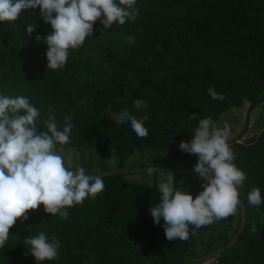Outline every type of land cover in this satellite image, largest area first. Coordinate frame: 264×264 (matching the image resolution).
Here are the masks:
<instances>
[{"label":"trees","instance_id":"1","mask_svg":"<svg viewBox=\"0 0 264 264\" xmlns=\"http://www.w3.org/2000/svg\"><path fill=\"white\" fill-rule=\"evenodd\" d=\"M134 7L136 19L123 25L104 29L97 21L93 35L69 49L57 70L47 69V45L35 40L52 32L39 8L0 23V94L27 97L40 111V130L49 107L61 130L71 115L69 143L57 149L108 151L117 168L145 151L157 154L153 165L160 154L184 161L179 144L191 139L201 119L211 117L216 125L227 111L247 104L251 112L264 103L258 102L264 99V0H136ZM28 24L36 25L31 35ZM209 87L225 99L214 100ZM136 100L146 107L133 108ZM125 108L137 119L148 117L146 138L110 119ZM248 115L246 137L229 145L233 163L246 174L239 188L244 228L210 264H264V124ZM154 174L150 186L128 183L124 175L103 177V191L65 209L66 220L45 213L43 205L30 210L9 230L0 264H37L24 240L40 232L49 240L54 235L60 248L55 260L38 264H188L231 238L204 252H196L195 236L167 240L164 221L155 225L150 214L161 195ZM253 188L261 192L258 208L247 199Z\"/></svg>","mask_w":264,"mask_h":264},{"label":"clouds","instance_id":"2","mask_svg":"<svg viewBox=\"0 0 264 264\" xmlns=\"http://www.w3.org/2000/svg\"><path fill=\"white\" fill-rule=\"evenodd\" d=\"M136 0H0V23L16 22L22 11L40 10L41 19L51 26L52 32L45 37L37 35L36 42L47 45V69L57 70L67 62L69 49H77L86 38L93 35V26L99 21L104 29L114 23L123 25L126 20H135L138 9ZM103 17V19H101ZM36 25L26 26L31 35ZM128 43L135 42L129 36ZM207 94L214 100L225 97L209 87ZM146 107V102L136 100L133 108ZM43 121L44 130L37 127L40 111L24 96L0 94V248L9 238V230L17 220H27V213L43 205L44 212L66 220L65 210L82 203L86 198H95L105 187L103 175L86 173L84 167L71 170L57 151V145L69 143L74 127L71 115H66L62 130L51 115ZM110 119L116 123H129L139 138L148 136L143 119L132 116L127 108L113 113ZM195 120V114H189ZM242 135V134H241ZM230 125L217 127L212 118L199 121L190 140L182 141V153L196 156L194 172L204 181L202 191L193 196L174 184L175 177L168 173L159 183V202L150 208L155 225L164 221L166 239L187 241L196 236L204 226L233 216L241 201L239 188L243 187L246 174L236 167L228 140ZM157 172L147 169L148 175ZM248 202L257 208L262 203L259 188L247 195ZM191 231H190V227ZM256 230L255 224L252 225ZM24 245L30 247V255L37 264L57 258L60 244L53 235L51 240L44 232L29 235Z\"/></svg>","mask_w":264,"mask_h":264},{"label":"rangeland","instance_id":"3","mask_svg":"<svg viewBox=\"0 0 264 264\" xmlns=\"http://www.w3.org/2000/svg\"><path fill=\"white\" fill-rule=\"evenodd\" d=\"M247 110L248 107L246 108V112L243 115V125H245ZM241 111L242 110L234 109L232 112H229L225 118H222L221 121L222 124L228 123L230 125V133L235 136L239 135L240 132L243 131L244 126L242 128H240L241 125L238 124L232 126L231 122H238L239 119H237V113H241ZM249 113L250 115H248V120L249 117L254 118L256 116L254 122H256L259 126L264 124V103L256 105ZM57 151L64 158L66 166H68L71 170H75L79 166L84 167L86 173L88 174H96L117 169V163L111 152L108 151L100 152L96 150H77L74 148H59ZM154 155L157 154L150 152L147 153V151L140 154H134L125 162L123 167L141 168L145 166H152L154 163H156V158ZM153 175L155 174L153 173L152 175H148V173H142L134 175L127 174L122 176L124 181L128 183L146 184L150 186L153 180L149 179H151V176L153 177ZM157 177L159 180L156 181V186L158 187L159 183L166 181L167 174L158 173ZM174 177L175 186L177 188L183 187L185 191L193 196V199H195V197L203 190L201 186L204 181L200 179L196 173L184 177ZM237 216L238 209L233 216L217 221L212 225L202 227L199 230V233L195 236L196 252H204L208 249H212L221 244L223 237L234 233L236 230L235 224L237 223Z\"/></svg>","mask_w":264,"mask_h":264},{"label":"water","instance_id":"4","mask_svg":"<svg viewBox=\"0 0 264 264\" xmlns=\"http://www.w3.org/2000/svg\"><path fill=\"white\" fill-rule=\"evenodd\" d=\"M258 102L262 103V102H264V99H262L261 101H258ZM254 104H256V103H254ZM249 111H250V109L247 110V113H249ZM246 128H247V118H246V122H245V125H244V129L240 133V135L245 132ZM190 158L192 160H194V155H192V154L191 155H187L186 154L185 159L189 160ZM151 167L156 168L157 172H155V173H166V174L171 173L174 176H189V175L195 173L193 167H191V168H172V167H168V166L153 165V166H145V167H141V168L122 167V168H117V169H114V170H111V171H104V172L96 173V174H93V175H103V177H109V176H115V175L142 174V173H147V169L151 168ZM237 209H238V214H239L238 223H237L236 230L234 231V233L231 236V238L224 245H221L218 248H216V249H214V250H212L210 252H207V253H205V254L193 259L188 264H206V263L212 261L221 252L231 248L236 243L237 238L241 234V232H242V230L244 228V224H245L244 206H243L242 202L240 203V205L238 206Z\"/></svg>","mask_w":264,"mask_h":264},{"label":"crops","instance_id":"5","mask_svg":"<svg viewBox=\"0 0 264 264\" xmlns=\"http://www.w3.org/2000/svg\"><path fill=\"white\" fill-rule=\"evenodd\" d=\"M247 107H248V105L247 104H244L242 107L238 108V110H242V111H241V113H237V116H238L237 119H239V120H238V122H231V125L232 126L235 125V124L241 125L240 128H242V126H244L243 125V115L245 114ZM229 112H232V110L227 111L226 113H224L220 117L218 123L216 124L217 127H222L223 126V124L221 122L222 121V118H225V116ZM254 118H256V116ZM224 121H225V119H224ZM246 131H247V129L245 130V133H246ZM159 157L161 159V162L158 163L157 165H161V166H168V167H172V168H191L194 165V160H192L191 158L189 160H184V161H181V160H175L174 161V160L166 157L164 154H160Z\"/></svg>","mask_w":264,"mask_h":264},{"label":"built area","instance_id":"6","mask_svg":"<svg viewBox=\"0 0 264 264\" xmlns=\"http://www.w3.org/2000/svg\"><path fill=\"white\" fill-rule=\"evenodd\" d=\"M245 137H246V135H240L239 137L236 138V136H234V135H232L230 133V137H229V140H228V144L230 145L232 142L236 141L237 139L243 140ZM206 264H210V262H208Z\"/></svg>","mask_w":264,"mask_h":264}]
</instances>
